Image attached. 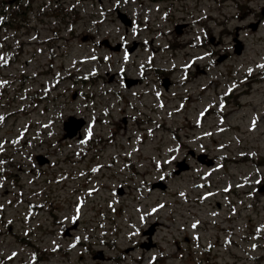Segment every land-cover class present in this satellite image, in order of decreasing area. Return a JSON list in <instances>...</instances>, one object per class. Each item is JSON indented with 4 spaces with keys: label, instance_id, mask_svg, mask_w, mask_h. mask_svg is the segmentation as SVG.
Segmentation results:
<instances>
[{
    "label": "rangeland",
    "instance_id": "obj_1",
    "mask_svg": "<svg viewBox=\"0 0 264 264\" xmlns=\"http://www.w3.org/2000/svg\"><path fill=\"white\" fill-rule=\"evenodd\" d=\"M41 2L48 15L34 31L51 43L55 72L79 79L43 98L49 113L32 115L47 122L38 130H22L24 95L12 97L8 112L0 106V264H264V191L256 187L264 165L255 164L264 157V0L18 1ZM34 35L25 36L22 64L0 71V86L35 73L27 62L47 46L31 44ZM164 77L180 85L165 90ZM126 78L141 83L127 87ZM42 80L53 88V76ZM231 92L223 106L219 95ZM69 116L86 120L73 139L64 137ZM192 151L231 161L207 167ZM183 161L189 169L175 175ZM208 177L218 187L196 191ZM236 187L240 196L224 192Z\"/></svg>",
    "mask_w": 264,
    "mask_h": 264
},
{
    "label": "flooded vegetation",
    "instance_id": "obj_2",
    "mask_svg": "<svg viewBox=\"0 0 264 264\" xmlns=\"http://www.w3.org/2000/svg\"><path fill=\"white\" fill-rule=\"evenodd\" d=\"M43 54L41 55L40 58H35L37 60V63L41 64V65H44V64H47L46 60L43 58ZM43 75L41 74L40 78L42 77ZM39 78V79H40ZM32 81V80H31ZM42 86V82L40 81V83H37L36 85H30V87L32 88V90L38 88V87H41Z\"/></svg>",
    "mask_w": 264,
    "mask_h": 264
},
{
    "label": "water",
    "instance_id": "obj_3",
    "mask_svg": "<svg viewBox=\"0 0 264 264\" xmlns=\"http://www.w3.org/2000/svg\"><path fill=\"white\" fill-rule=\"evenodd\" d=\"M121 18H122V20L126 23V24H128V25H130V20H128L126 17H125V15H121ZM115 49H120V47L118 46V47H116ZM238 52H240L239 50H238ZM72 123H74V122H72ZM82 123H83V121H81L79 124H77L79 127H81V125H82ZM73 132H71L70 133V136H73V135H75V130H72Z\"/></svg>",
    "mask_w": 264,
    "mask_h": 264
}]
</instances>
